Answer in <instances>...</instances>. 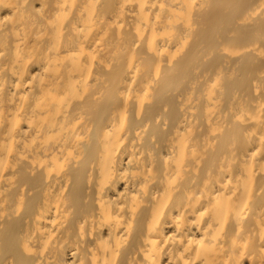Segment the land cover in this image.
<instances>
[{"label": "bare ground", "instance_id": "6f19581e", "mask_svg": "<svg viewBox=\"0 0 264 264\" xmlns=\"http://www.w3.org/2000/svg\"><path fill=\"white\" fill-rule=\"evenodd\" d=\"M0 264H264V0H0Z\"/></svg>", "mask_w": 264, "mask_h": 264}]
</instances>
